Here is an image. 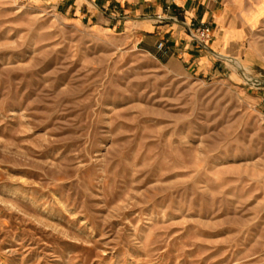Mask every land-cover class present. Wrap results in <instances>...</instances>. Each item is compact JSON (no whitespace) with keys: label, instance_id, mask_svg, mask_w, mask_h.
<instances>
[{"label":"rangeland","instance_id":"obj_1","mask_svg":"<svg viewBox=\"0 0 264 264\" xmlns=\"http://www.w3.org/2000/svg\"><path fill=\"white\" fill-rule=\"evenodd\" d=\"M51 4L0 0V264H264V64L169 67Z\"/></svg>","mask_w":264,"mask_h":264},{"label":"crops","instance_id":"obj_2","mask_svg":"<svg viewBox=\"0 0 264 264\" xmlns=\"http://www.w3.org/2000/svg\"><path fill=\"white\" fill-rule=\"evenodd\" d=\"M51 5L87 22L120 30L134 46L160 64L181 65L198 73L222 69V59L239 60L248 68L264 64V47L254 41L264 22V0H50ZM170 4L171 10L165 11ZM173 17L163 21L156 16ZM206 21L212 37L203 48L192 42L184 24ZM246 37L251 41L245 47ZM163 43L162 49L158 44ZM264 100V92L262 93Z\"/></svg>","mask_w":264,"mask_h":264},{"label":"built area","instance_id":"obj_3","mask_svg":"<svg viewBox=\"0 0 264 264\" xmlns=\"http://www.w3.org/2000/svg\"><path fill=\"white\" fill-rule=\"evenodd\" d=\"M171 5L168 4L165 6V11H170ZM173 17H166L164 14H160L156 16L157 20L163 21L166 19H172ZM187 29V34L192 42L197 43L201 47L205 48L206 44L210 41L212 37V27L210 23L206 21H198V22H188L184 24ZM163 43L158 44V49H162Z\"/></svg>","mask_w":264,"mask_h":264}]
</instances>
